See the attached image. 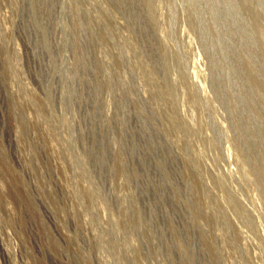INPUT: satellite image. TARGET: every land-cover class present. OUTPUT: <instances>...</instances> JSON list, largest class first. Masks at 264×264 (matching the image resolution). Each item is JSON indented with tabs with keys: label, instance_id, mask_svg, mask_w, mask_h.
I'll return each instance as SVG.
<instances>
[{
	"label": "rangeland",
	"instance_id": "1",
	"mask_svg": "<svg viewBox=\"0 0 264 264\" xmlns=\"http://www.w3.org/2000/svg\"><path fill=\"white\" fill-rule=\"evenodd\" d=\"M0 264H264V0H0Z\"/></svg>",
	"mask_w": 264,
	"mask_h": 264
}]
</instances>
